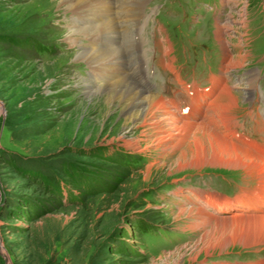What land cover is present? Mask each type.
Segmentation results:
<instances>
[{
  "label": "rangeland",
  "instance_id": "rangeland-1",
  "mask_svg": "<svg viewBox=\"0 0 264 264\" xmlns=\"http://www.w3.org/2000/svg\"><path fill=\"white\" fill-rule=\"evenodd\" d=\"M55 4V0H0V264H225L239 251L258 255L250 264H262L264 243L244 247V242L261 236L251 222L217 221L238 215L239 209L214 203L210 206L220 210L203 215V200L192 194L204 193L201 189L213 184L215 190L233 195L244 185L242 174L214 164L219 154L206 143L187 148L192 136L181 143L175 138L159 143L156 138L163 134H156L160 130L153 121L128 122L121 108L111 109L105 97L86 96V84L97 90L125 71L116 69L114 79L103 72L95 77V66L76 61L80 50L67 42L74 39L70 28L92 24L90 10L84 16L81 9L75 26L73 11L61 12ZM140 4L132 13L136 18L119 27L129 37L125 46L131 48L128 52L120 47V54L127 51L130 74H126L147 93L153 94L152 89L138 80L136 65L143 61L151 68L155 62L167 75L173 73L168 63L173 59L178 71L173 52L165 50L167 46L173 50L172 44L182 77L209 85L223 59L215 38L219 24L231 56L242 62L241 67L228 69L230 91L240 86L241 79L238 88H243L245 73L250 72L256 76L254 90L235 89L234 94L240 107L253 101L256 107L263 106L264 0H141ZM86 17L83 27L80 22ZM116 17L121 22V16ZM78 39L84 47L91 46L90 34ZM136 49L144 59L132 64L128 57H135ZM209 110L213 118V109ZM233 110L234 115L241 111L236 107L227 112ZM160 117L158 113L156 118ZM129 141L138 144L129 147ZM137 160L142 165L134 168ZM204 171L221 180L212 183ZM189 174L197 178L188 181ZM19 211L27 214L18 217ZM207 220L211 224L198 239L174 252L167 253L176 246L177 240H170L173 232H150L141 238L143 222L192 231L198 225L203 228Z\"/></svg>",
  "mask_w": 264,
  "mask_h": 264
},
{
  "label": "bare ground",
  "instance_id": "bare-ground-1",
  "mask_svg": "<svg viewBox=\"0 0 264 264\" xmlns=\"http://www.w3.org/2000/svg\"><path fill=\"white\" fill-rule=\"evenodd\" d=\"M140 1L141 0H55V5H57L56 9L61 12L73 11L75 14L81 15L80 12L82 9L83 12L86 13L84 16H86L90 10L91 14H89L90 16L88 17V20L93 22L92 24L88 25L87 28L84 29L77 27L70 28L71 32L69 36L71 35L77 40L75 41L73 39L70 43V40L67 42L69 46L80 50V52L76 55V61L92 64L95 66L92 68H94L95 71L99 69V73L103 70L101 68L102 65L115 61L113 65H110V69H108L109 66L105 67L107 68L106 70L104 69L105 76L118 78V76H115L116 74L113 75L114 70L124 68V65L119 63V60L124 58L125 62L126 52H130L131 49L130 47L125 46V42L129 38L127 35L123 34L125 29L123 28V32H121L119 27L120 25H129V22L136 18L132 13L141 7ZM116 15L121 16V22H119ZM81 34L92 35L90 47H84L78 39V35ZM112 34L117 36V38L114 37V41L106 40V38L111 37ZM119 35L123 38L122 44L118 40ZM217 39L222 45L225 53L223 75L220 78L213 79V86L209 90H198L194 93L196 108L194 111L190 112V115H195L196 113L201 115L204 108L206 106H210L213 109L212 111L216 112V120L212 117L209 118L208 116L201 122L199 119H197V121H182L170 108L169 103L164 101L160 96L147 93L138 84V82H136L135 79L128 74L123 75V77L114 82L108 83L106 86L100 87L97 90L92 87L93 85L91 86L88 83L86 84L85 95L89 97H105L106 104L111 109L115 107L121 108L122 116L128 122L146 125L147 123L153 121V125L158 127V130H160L158 132L156 131V134H163V136L156 138V141L159 143H163L165 139H170L172 141L174 138V140H178V142L181 143L185 141L184 139L192 136V140L187 148L197 143L201 144V141L206 143L207 146L209 145L216 154H219V157L213 158L214 164L236 169L244 168L245 170L260 169L264 172V155L261 156L247 146H242L229 138H225L218 130L210 127V123L216 124L217 126H219L218 123H228L230 113L227 111H231L233 108L238 107V99L230 91V88L227 85L228 82H226L224 75L231 67H241L242 65V62L239 59L234 60L231 56L232 54L230 53L227 45L228 43L226 42L224 28L220 27L219 24ZM98 45H104L105 47L101 48ZM120 47L125 48L127 51L124 52L122 50V53L120 54ZM243 60H245V58H243ZM163 64L167 66L166 62H163ZM107 70L111 71L107 73ZM119 71L123 72V70ZM249 88L253 89L254 83L250 85ZM213 96L218 97V99L215 101H212L214 98L212 100L211 98L210 100H206L207 97ZM223 96H225L226 99L224 102H220L219 99L223 98ZM158 113H161L160 120L156 118ZM163 121H168L169 124L167 123V125L162 126L161 122ZM179 137L183 139H180ZM137 144L138 143L128 142L129 147ZM186 155L187 154H185L184 151L181 157L185 158ZM262 187L264 188V185ZM262 191L264 192V189H262ZM259 195L260 197L252 198V194L251 198L248 199H246V196L244 195L233 204L227 201L223 202V207L225 209H239V213L237 212L238 215L236 216L219 217L217 219L218 222L228 221L230 219H244L253 224L252 228H254V230L258 232V235L261 236L257 240L244 242V247L264 243V209L261 210L260 213L248 212L254 209V207H252L253 203L255 205L262 203L261 200L264 197V193H260ZM248 202L249 204H247ZM214 203H216L214 199L209 200L208 202L209 205H213ZM243 204H247V206H243Z\"/></svg>",
  "mask_w": 264,
  "mask_h": 264
},
{
  "label": "trees",
  "instance_id": "trees-1",
  "mask_svg": "<svg viewBox=\"0 0 264 264\" xmlns=\"http://www.w3.org/2000/svg\"><path fill=\"white\" fill-rule=\"evenodd\" d=\"M126 162H127V161H126ZM46 183H48L47 180H46ZM32 207H35V206L33 205ZM35 208H36V207H35ZM25 214H27V212H25V211H19L18 214H17V216H18V217H20V216H24Z\"/></svg>",
  "mask_w": 264,
  "mask_h": 264
},
{
  "label": "water",
  "instance_id": "water-1",
  "mask_svg": "<svg viewBox=\"0 0 264 264\" xmlns=\"http://www.w3.org/2000/svg\"><path fill=\"white\" fill-rule=\"evenodd\" d=\"M0 252H1V254H3V252L0 250ZM4 257L7 259V256L6 255H4Z\"/></svg>",
  "mask_w": 264,
  "mask_h": 264
}]
</instances>
